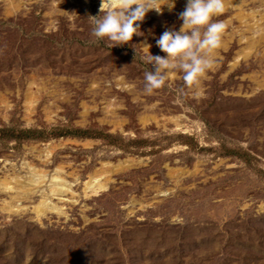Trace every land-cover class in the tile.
<instances>
[{
  "label": "rangeland",
  "instance_id": "obj_1",
  "mask_svg": "<svg viewBox=\"0 0 264 264\" xmlns=\"http://www.w3.org/2000/svg\"><path fill=\"white\" fill-rule=\"evenodd\" d=\"M186 2L111 48L91 35L100 0H0V181L47 176L17 200L0 190V264H264V0H225L200 86L176 71L149 95L143 45L164 56ZM57 170L70 202L49 197ZM41 192L62 215L38 216Z\"/></svg>",
  "mask_w": 264,
  "mask_h": 264
},
{
  "label": "clouds",
  "instance_id": "obj_2",
  "mask_svg": "<svg viewBox=\"0 0 264 264\" xmlns=\"http://www.w3.org/2000/svg\"><path fill=\"white\" fill-rule=\"evenodd\" d=\"M163 4V6H160ZM171 11L174 0H100V14L89 17L91 35L97 41H105L111 48L131 42L140 36V23L149 11L161 12L162 7ZM225 12V0H187L179 14L182 25L179 31L166 29L156 46L164 56L150 54V45L145 43L147 54L144 62L152 70L144 72V91L151 95L166 86L170 74L181 71L182 79L189 88L202 84L213 67V56L222 46L225 25L215 19ZM182 91V90H181Z\"/></svg>",
  "mask_w": 264,
  "mask_h": 264
},
{
  "label": "bare ground",
  "instance_id": "obj_3",
  "mask_svg": "<svg viewBox=\"0 0 264 264\" xmlns=\"http://www.w3.org/2000/svg\"><path fill=\"white\" fill-rule=\"evenodd\" d=\"M103 174H105V172L93 174L90 176L89 181L84 183V193L86 197H89L90 194L94 195L99 191L106 189V184L102 183L100 179ZM46 177L47 176L45 173L32 169L31 174L29 175V180L26 183L23 182V185L20 183V180L5 179L3 181H0V190L14 192L15 196H13L12 199L17 200L28 195V192L30 191L28 187H38V185H41V183L45 181ZM47 182H49L48 187L50 198L57 197V200L61 202H68L69 200L64 197L68 194H74L72 190L74 184L63 178L62 173L59 170L51 175V177L47 179ZM41 194V201L38 205V210L36 211L38 213V216L46 212H52L58 215H62L63 212L60 210V207H58L56 204L49 203L47 194H43V192H41ZM9 210H11V208H9Z\"/></svg>",
  "mask_w": 264,
  "mask_h": 264
},
{
  "label": "trees",
  "instance_id": "obj_4",
  "mask_svg": "<svg viewBox=\"0 0 264 264\" xmlns=\"http://www.w3.org/2000/svg\"><path fill=\"white\" fill-rule=\"evenodd\" d=\"M2 132H4V133H6V135H4V137H10V136H12V134H10L9 132V130H5L4 128H0V133H2ZM22 135H21V137L23 138V139H33L35 136H37L38 134H40V131H38V130H24V131H22V133H21ZM69 135H72V136H79V137H89L88 135H89V132L88 131H83V130H78V131H74L73 133H70ZM16 139H17V137H16Z\"/></svg>",
  "mask_w": 264,
  "mask_h": 264
}]
</instances>
